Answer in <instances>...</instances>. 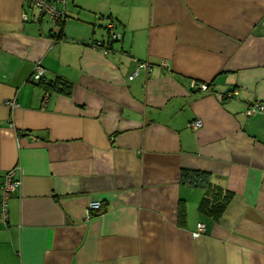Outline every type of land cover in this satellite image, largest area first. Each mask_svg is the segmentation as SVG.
Returning a JSON list of instances; mask_svg holds the SVG:
<instances>
[{
  "label": "crops",
  "instance_id": "crops-1",
  "mask_svg": "<svg viewBox=\"0 0 264 264\" xmlns=\"http://www.w3.org/2000/svg\"><path fill=\"white\" fill-rule=\"evenodd\" d=\"M64 11L56 29L0 0V181L12 167L20 180L0 264H264V0H65ZM37 61L69 93L43 100ZM142 61L149 72L129 79ZM253 102L263 111L247 115ZM226 193L219 215L200 210ZM90 200L101 207L86 216Z\"/></svg>",
  "mask_w": 264,
  "mask_h": 264
},
{
  "label": "built area",
  "instance_id": "built-area-1",
  "mask_svg": "<svg viewBox=\"0 0 264 264\" xmlns=\"http://www.w3.org/2000/svg\"><path fill=\"white\" fill-rule=\"evenodd\" d=\"M23 4L28 5L29 7H33L36 9L39 15L47 16L50 23L56 27V29H60L62 24L64 23L66 19L65 11H64V4L65 0H22ZM22 19L26 20L27 17L25 14L22 15ZM109 33L108 37L110 40H116L120 38V34L113 31V24H108ZM94 48L102 49L103 52L108 51V47L106 45V42L101 40H94L90 43ZM161 65H165V62L162 61ZM152 65L148 63L147 61L139 62L136 66L134 72H132L129 75V79H131L135 73L142 69L145 72H149ZM44 73V68L40 64L39 61L35 62L32 75L35 77V79H40ZM194 85V84H193ZM199 86L202 90L206 89V84H199L196 85ZM232 92H227L226 96H230L233 94ZM47 93L44 94L43 100H46ZM6 105L9 108H14L16 106V103L13 99L6 100ZM263 111V106L259 102H253L251 103L247 109L246 114L252 115L256 112ZM191 128H198L202 125V122L200 119H194L187 124ZM17 167H12L1 174V181H0V224H5L7 220V213H6V202L11 194L15 192L17 187L20 184V180L17 174ZM101 207V203L99 200H90L86 206L85 212L86 216L91 215L92 212H97ZM204 228L202 223L197 224V230L202 231Z\"/></svg>",
  "mask_w": 264,
  "mask_h": 264
},
{
  "label": "trees",
  "instance_id": "trees-1",
  "mask_svg": "<svg viewBox=\"0 0 264 264\" xmlns=\"http://www.w3.org/2000/svg\"><path fill=\"white\" fill-rule=\"evenodd\" d=\"M36 85L45 93L54 91L69 93L70 90V85L65 80L59 77L52 80H45L40 78ZM181 176L185 181L191 182L194 186H202L207 178V174L202 171L188 169L182 170ZM229 197L230 193H226L223 196H220L218 200L212 204H209V199L203 198L200 202L199 208L202 212L217 216L223 210Z\"/></svg>",
  "mask_w": 264,
  "mask_h": 264
}]
</instances>
